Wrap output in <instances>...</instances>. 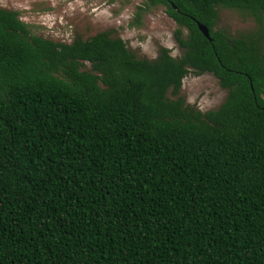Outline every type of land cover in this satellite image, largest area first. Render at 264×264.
I'll return each mask as SVG.
<instances>
[{"label": "trees", "instance_id": "obj_1", "mask_svg": "<svg viewBox=\"0 0 264 264\" xmlns=\"http://www.w3.org/2000/svg\"><path fill=\"white\" fill-rule=\"evenodd\" d=\"M143 1L132 26L165 7L181 58L0 7V264H264V0ZM219 7L256 29L230 37ZM191 72L220 108L186 103Z\"/></svg>", "mask_w": 264, "mask_h": 264}, {"label": "rangeland", "instance_id": "obj_2", "mask_svg": "<svg viewBox=\"0 0 264 264\" xmlns=\"http://www.w3.org/2000/svg\"><path fill=\"white\" fill-rule=\"evenodd\" d=\"M143 0H0V7L17 11L32 32L50 40L71 43L77 35L88 39L110 32L123 39L137 58L154 61L160 50L172 56L184 54L175 38L177 24L159 7L142 18L140 27L132 26ZM217 29L238 38L253 32L256 23L240 13L219 7ZM185 32V36H186ZM181 96L186 103L204 113L217 110L226 101L228 90L210 73L191 72L184 80Z\"/></svg>", "mask_w": 264, "mask_h": 264}, {"label": "water", "instance_id": "obj_3", "mask_svg": "<svg viewBox=\"0 0 264 264\" xmlns=\"http://www.w3.org/2000/svg\"><path fill=\"white\" fill-rule=\"evenodd\" d=\"M199 28H200L201 32L204 34V36L207 39H209L210 41H212L209 29L206 26L202 25V24H199Z\"/></svg>", "mask_w": 264, "mask_h": 264}]
</instances>
